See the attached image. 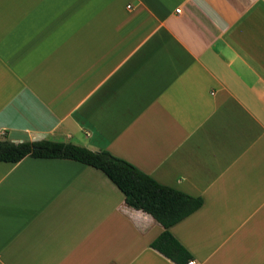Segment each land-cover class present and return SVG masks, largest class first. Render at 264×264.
I'll use <instances>...</instances> for the list:
<instances>
[{
  "label": "crops",
  "instance_id": "1",
  "mask_svg": "<svg viewBox=\"0 0 264 264\" xmlns=\"http://www.w3.org/2000/svg\"><path fill=\"white\" fill-rule=\"evenodd\" d=\"M107 150L203 199L196 264H264V0H0V140ZM98 169L0 162V264H175Z\"/></svg>",
  "mask_w": 264,
  "mask_h": 264
},
{
  "label": "trees",
  "instance_id": "2",
  "mask_svg": "<svg viewBox=\"0 0 264 264\" xmlns=\"http://www.w3.org/2000/svg\"><path fill=\"white\" fill-rule=\"evenodd\" d=\"M26 157L72 160L100 170L124 194L128 207L151 215L163 227L150 245L153 249L175 264H188L193 259L170 228L197 211L204 203L202 198L158 183L107 150L95 152L73 143L49 140L21 143L0 140V162L17 163Z\"/></svg>",
  "mask_w": 264,
  "mask_h": 264
},
{
  "label": "built area",
  "instance_id": "3",
  "mask_svg": "<svg viewBox=\"0 0 264 264\" xmlns=\"http://www.w3.org/2000/svg\"><path fill=\"white\" fill-rule=\"evenodd\" d=\"M188 264H196V261L190 260Z\"/></svg>",
  "mask_w": 264,
  "mask_h": 264
},
{
  "label": "rangeland",
  "instance_id": "4",
  "mask_svg": "<svg viewBox=\"0 0 264 264\" xmlns=\"http://www.w3.org/2000/svg\"><path fill=\"white\" fill-rule=\"evenodd\" d=\"M8 140V139H7Z\"/></svg>",
  "mask_w": 264,
  "mask_h": 264
}]
</instances>
